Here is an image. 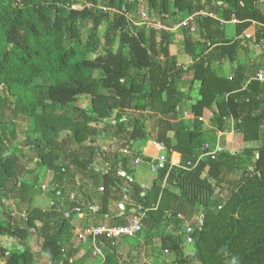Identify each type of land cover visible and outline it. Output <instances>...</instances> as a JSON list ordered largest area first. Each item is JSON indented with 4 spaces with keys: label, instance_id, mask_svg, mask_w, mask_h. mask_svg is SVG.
Wrapping results in <instances>:
<instances>
[{
    "label": "trees",
    "instance_id": "trees-1",
    "mask_svg": "<svg viewBox=\"0 0 264 264\" xmlns=\"http://www.w3.org/2000/svg\"><path fill=\"white\" fill-rule=\"evenodd\" d=\"M144 1L161 30L147 29L141 22ZM189 18L181 42L174 41L170 29ZM232 20L234 36L227 38L225 27ZM88 26L90 33L83 34ZM192 28L199 38L191 34ZM251 47L261 51L256 68L238 60ZM183 55L192 63L179 65ZM224 61L236 64L230 78L214 71L213 64ZM258 71L264 72V9L256 0H0V195L7 217V223L0 219V239L19 240L15 247L2 249L4 264H39L43 259L80 264L66 245L70 222L56 205L43 209L35 203L41 171L52 174L47 188L57 195L60 210L73 205L69 198L74 192L99 184V210L73 216L93 219L86 228L101 226L99 219L109 215V200L125 197L115 225L129 226L142 214L136 235L142 238L162 224L170 225L179 234L161 238V246L173 250L177 259L187 222L198 264H264V83L254 78ZM197 84L196 98L185 107ZM82 97L90 98L87 107L78 104ZM213 106L212 133L230 131L232 121V130L245 143L259 145L234 156H207L200 119ZM186 109L191 120L183 118ZM19 115L26 123L23 145L37 153L36 167L29 172L37 180L32 186L19 179L24 173L16 141ZM148 120L150 129L145 127ZM109 132V148L102 150ZM139 142L146 148L135 153ZM160 145L165 161L145 192L129 180V160L151 163ZM66 146L75 149L71 161L64 155ZM171 152L180 154L179 168L170 166ZM95 161L105 172L96 171ZM232 173L236 178L228 180ZM77 198L75 203H81ZM33 233L42 239L38 255L26 244ZM128 239L136 238L99 237L96 244L106 251L103 264H130L120 263L117 252L119 243ZM138 248V243L133 245L131 254Z\"/></svg>",
    "mask_w": 264,
    "mask_h": 264
},
{
    "label": "crops",
    "instance_id": "crops-1",
    "mask_svg": "<svg viewBox=\"0 0 264 264\" xmlns=\"http://www.w3.org/2000/svg\"><path fill=\"white\" fill-rule=\"evenodd\" d=\"M257 1V7L260 10L264 9V0H256ZM212 17L216 18L214 15H212ZM222 22V21H220ZM235 23L230 22L228 25H226L225 27V35L227 38H231L234 36V26ZM256 25V23L253 22V26ZM192 31L195 32L194 37L195 38H199L198 37V33L192 28ZM261 51L259 48L256 47H251L248 54L244 55V54H240L239 55V62L241 64H245L248 68H256L257 65L259 63H261ZM190 57L183 55V56H179L178 57V63L179 61H183L181 63H179V65H184L187 66L189 64L192 63V61L189 60L188 64L187 63V59H189ZM193 60V59H192ZM236 64H230L227 61H224L222 63H214L213 64V68L215 73L217 74L218 77H226V78H230L235 70ZM258 74H263L264 72L262 71H258L256 72L254 78L258 75ZM198 84L194 87L193 92L191 93V99L186 103V106H189V104H192V102L194 101V99L197 96V88H198ZM245 88V86H244ZM217 109L215 106H213L210 110H208L207 112H205L203 118L200 119V121L203 124V129L205 130V134H206V138H207V143L208 145H212L217 147V149L219 150V152H226L229 153L230 155L234 156L237 154H240L243 152V150L246 147H256L258 144L253 143V144H247L244 142L243 140V136L241 134L235 133L232 130V126H233V122H230V131H215L214 133L211 132V130H213V127L211 126L209 120L213 117L214 114H216ZM187 114L184 115V119L186 120H191L193 118L192 114L189 113V111L186 109V111L184 112ZM211 117V118H210ZM154 135V132H152ZM170 137H172V133L169 134ZM110 142L109 139H107V141L103 142L102 144V149L104 148H109L107 146V144ZM155 145V143H153ZM160 149L159 151L155 154L154 151V155L153 158L150 162H144L143 160H141L140 158H137V160H139L138 164H135V162H131L130 161V165L128 164L127 170L129 172V180L133 181L134 183H136L142 190H144L145 192H148L150 187H151V183L152 181L155 179V177L158 175V168L162 165V163L165 161V155H166V150L163 148V145L159 146ZM74 148V147H73ZM146 148V144H144L143 142H139L136 144L135 146V153H142L144 152ZM75 150V149H74ZM120 153L122 155H124L121 151ZM150 153V152H149ZM127 156L131 159V154L128 153ZM180 161H181V157L180 154L176 153V152H171L168 155V162L170 164V166L172 167H176L179 168L180 167ZM96 171H103L105 172V167L101 164L99 165H94ZM52 175V174H51ZM207 175V170L204 171V175ZM237 176V173H232L229 176L228 180H232L235 179ZM39 181L41 179H38ZM78 180V179H77ZM76 180V182H77ZM79 183V182H78ZM163 186H167L166 183L163 184ZM223 186L227 187L228 184H223ZM168 188L170 189V191H172L173 193H178V190H176L174 187H172L171 185L168 186ZM101 187H95L90 185L89 186V190L86 191L84 190H80L78 192H74L72 195H74V197H78L77 199L81 200V203H90L92 205H94L97 210H99V206H100V199H101V194L103 191H100ZM40 196H44V192H42L40 190V193L38 194ZM48 200H50V203L54 197L53 194L48 193L47 194ZM123 201L118 202L116 200H109L108 202V206H107V213L109 215H104V217H102L101 219H99V223L98 225L101 226H109V227H118L115 224L117 223V221L115 220L114 217H118L121 216L123 214V209L126 205V200L125 197H123ZM35 203L43 208V209H47L49 206L45 205V207L42 205L41 202H43L45 199H41L39 197L34 198ZM201 211L200 209H197L196 212ZM114 215V216H113ZM197 217V213L195 218ZM64 219V218H63ZM65 220V219H64ZM179 220H182V217H179ZM68 222H70V225L72 227L71 230V238L68 239V241H66V245L67 247H71L74 250V259L78 260L80 264H103V262L105 261L106 258V251L102 249V247L97 246V244L94 246L93 242L91 240L86 241V242H79V240L76 239L75 237V233L78 230H81L83 228H86L87 226H90V224H92L93 219H87L85 217H72L70 220H67ZM187 224V222H185L182 226V230H185V225ZM74 226V227H73ZM94 226V225H92ZM33 233L31 236L28 237L26 244L27 246H29V248H31V250L38 255L39 251H40V245L42 242V239L40 237L37 236V233L35 234ZM179 232L174 231L173 227H171L170 225L162 224L159 228H155L153 230H150L148 232V235L145 234V236L142 237H137L135 236V241L132 242L131 240L128 239V242L125 241H121L119 243V246L117 248V252L119 254L120 257V263L122 262H129L130 264H159L160 262H162L163 264H198L196 258H195V251H194V247L192 244H188L186 243V241L182 244V251H181V257L179 259H177L175 253L173 250L170 249H163L161 246V238L163 237H176L178 236ZM186 235V234H184ZM183 236V235H182ZM9 244L7 249H9L10 247L13 248L15 247V244L17 245V243L19 242V240H14L12 238H8V240H6ZM138 243V252H135L134 255L131 254V248L133 247V245ZM72 245H74V248L72 247ZM5 247V246H3ZM95 248H99L101 255H96L94 256V250ZM6 249V248H5ZM139 256H136L138 255ZM45 261L47 262L46 264H48L49 260H40L39 264H44ZM52 263V262H51Z\"/></svg>",
    "mask_w": 264,
    "mask_h": 264
},
{
    "label": "rangeland",
    "instance_id": "rangeland-1",
    "mask_svg": "<svg viewBox=\"0 0 264 264\" xmlns=\"http://www.w3.org/2000/svg\"><path fill=\"white\" fill-rule=\"evenodd\" d=\"M151 14H153V12H151V11H149L148 9H147V7H146V1H144L143 2V7H142V11H141V22L146 26V28L147 29H153V28H155V30L156 31H159L158 30V26L156 25V21H155V19H154V17L151 15ZM185 23H183V24H181V25H175V26H173L172 27V29H170V32H171V34H172V39L174 40V41H178V42H181V30L187 25V23L189 22L188 20H186V21H184ZM90 30H91V27L90 26H88V28L86 27L85 28V31H84V33L83 34H89L90 33ZM191 32V34H195V32H193L192 30L190 31ZM117 48V45L115 44V46H114V50ZM189 60L190 61H193L192 60V58H189V59H187V63L186 64H188V62H189ZM181 62H183V61H179V63H181ZM89 103H90V98L89 97H82V98H80V101H79V103L78 104H80V106H82V107H87L88 105H89ZM211 118V117H210ZM110 124H113L114 125V123L113 122H110ZM150 124H151V121H146V123H145V127L147 128V129H150ZM15 126H16V128H17V132H16V134H17V137H16V141L18 142V151H21L22 152V154H21V156L22 157H24V158H22V159H20V164H21V166L24 168V173L23 174H21L20 175V180H23V179H25V180H27L28 182H29V184L32 186V184H33V182H35V181H37V180H35L34 179V177L33 176H31L30 174H29V172L31 171V170H34L35 169V167H36V162H35V160H37V153L33 150V148L32 147H29V146H24L23 145V141H24V139H25V137H24V135L22 134V131L26 128V123L24 122V117L22 116V115H19V117L17 118V119H15ZM66 135V133H62L61 134V136H65ZM107 139L109 138V137H111V132H109V134H107ZM99 138H103V135L102 136H99ZM63 139V138H62ZM61 139V140H62ZM5 142H6V139H5ZM1 143V142H0ZM6 144V143H5ZM101 144V143H100ZM215 147V146H214ZM106 148H104V150H105ZM103 150V149H102ZM64 152H65V157L69 160V161H71L73 158V154L75 153L74 152V148L72 147V146H66L65 147V149H64ZM93 165H99V163L97 162V161H95V163H93ZM74 172H75V168H74V166L72 167L71 166V171L69 172V175L70 176H72V175H74ZM37 177H38V179H41L40 181H38V184L37 185H39V187L37 186V190H36V192H34V198H36V197H39V198H41L42 200L43 199H45L43 202H41L42 203V205L45 207V205H48L49 207H50V205H51V203L56 199V196L57 195H54V197H53V199H52V201H51V203H50V200H48V197H47V194L49 193L48 192V188H47V186L49 187V185L51 184V181H52V175H51V172L50 171H46V172H44V171H41V172H37ZM18 182V181H17ZM35 184V183H34ZM60 185V184H59ZM64 186H66V188H67V190H69L68 191V193L69 192H71L72 193V189H71V187L70 186H67L66 185V182H64ZM92 186H95V187H99V184L98 183H94ZM63 187V186H62ZM27 189H29L30 191H31V188L29 187V185L27 186ZM33 189V188H32ZM40 190L42 191V192H44V196L45 197H43V196H40V195H38L39 193H40ZM45 190V191H44ZM72 196H74V195H72ZM29 198V197H28ZM1 195H0V219H1V221L3 222V223H7L6 222V220H7V217H6V215H5V210H4V208H3V206H1ZM11 203L10 202H8V205H10ZM12 205H13V203H12ZM11 206V205H10ZM18 211L17 212H15L14 213V215H13V217L14 218H17V216H18ZM13 225H16V223H15V221L13 220L12 222H11ZM36 234V233H35ZM35 234H34V236H35ZM6 240H8V237H3V238H1L0 239V254H2V249H4V248H6L7 249V247H8V242L6 241ZM3 246H5V247H3ZM11 248V247H10ZM9 248V249H10ZM45 263H47L46 261H45ZM48 264H52L51 262H49Z\"/></svg>",
    "mask_w": 264,
    "mask_h": 264
},
{
    "label": "built area",
    "instance_id": "built-area-1",
    "mask_svg": "<svg viewBox=\"0 0 264 264\" xmlns=\"http://www.w3.org/2000/svg\"><path fill=\"white\" fill-rule=\"evenodd\" d=\"M129 17V16H128ZM191 18L188 19V21ZM235 20H232V23H235ZM223 22H220L222 24ZM158 30H161L163 27L158 26ZM155 29V28H153ZM255 79L261 83H264V75L258 74ZM184 115L187 116L185 113ZM202 150L206 153L207 156H210L212 159L215 157V155L219 152L217 147H214L212 145L206 144ZM122 153L124 155H127L129 152L127 150H123ZM139 160H135V164H138ZM45 191V190H44ZM102 191V189H100ZM69 201L71 204H73L71 207H62V209H59V206L56 204L57 199H55L51 206L56 205V210L60 211L62 214V217L65 220H70L73 216H84V215H90L93 212L97 210V208L88 203H75V197L70 196ZM142 214H139L135 216L129 226H118V227H109V226H94L90 228H85L83 230H78L75 233V236L81 240L82 242H86L89 239L93 242L94 246L96 245V241L99 237H105L106 239H116L120 238L122 236L128 237V238H134L140 231H141V220H142ZM193 230L189 225H186V234H187V243H192L193 239L190 236L192 234ZM94 256L101 255L99 248H95ZM0 264H4V257L2 254H0Z\"/></svg>",
    "mask_w": 264,
    "mask_h": 264
},
{
    "label": "clouds",
    "instance_id": "clouds-1",
    "mask_svg": "<svg viewBox=\"0 0 264 264\" xmlns=\"http://www.w3.org/2000/svg\"><path fill=\"white\" fill-rule=\"evenodd\" d=\"M185 23V22H184ZM179 26V25H178ZM165 29V28H164ZM165 30H168V29H165ZM51 206V205H50ZM186 225H189L188 223L186 224ZM186 225H185V234H186ZM190 226V225H189ZM193 230V229H192ZM193 233V232H192ZM190 236H191V234H190ZM186 237H187V234H186ZM192 237V236H191ZM187 239V238H186ZM193 239V238H192ZM193 242H194V240H193ZM193 242L192 243H188V244H193ZM187 243V242H186ZM233 264H236V261L235 260H233Z\"/></svg>",
    "mask_w": 264,
    "mask_h": 264
}]
</instances>
